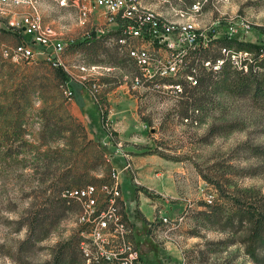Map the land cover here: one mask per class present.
Masks as SVG:
<instances>
[{"label": "rangeland", "instance_id": "rangeland-1", "mask_svg": "<svg viewBox=\"0 0 264 264\" xmlns=\"http://www.w3.org/2000/svg\"><path fill=\"white\" fill-rule=\"evenodd\" d=\"M198 2L203 11L196 17L189 9ZM145 3L165 17L180 21L194 17L207 39L226 37L228 22L240 41L264 46V0ZM44 4L42 9L39 6L42 17L53 20L48 1ZM57 18L60 24L67 19ZM30 41L26 33L0 25V264H54L61 245L74 237L80 243L85 241L90 227L80 221L82 208L78 204L27 253L18 250L27 237L18 221L30 209L48 203L52 184L62 189L101 185L113 169L122 171L124 162L122 166L120 159L126 155L135 160L137 156L152 158V173L171 177L177 187L176 194L170 196L173 204L181 209L194 204L186 228L175 233L167 246L152 232L156 213L149 231L136 239L145 264H264V233L255 229L247 213L254 207L264 214V60L256 64L257 74L251 77L248 95L240 96L233 90V79L216 77L210 101L199 107V124L191 126L183 122L181 99L162 95L153 86L135 92L132 81L137 69L98 50L91 55L73 52L62 57V70L76 77L80 74L72 70L82 64L111 69L90 82L72 83L74 97L68 99L41 56L32 64L14 63L3 56L6 47ZM230 49L256 51L253 46L233 45ZM237 73L241 72L234 68L230 75L236 80L244 73L250 75ZM94 83L100 85L99 103L92 99L90 86ZM122 85L137 100L134 122L116 120L109 113L120 107V95L112 101L106 96ZM123 104L132 107L131 103ZM122 120L132 126L126 135L125 127H119ZM127 141L141 144L137 147L142 150H122ZM133 165L138 174L137 165ZM132 179V174L124 171L119 182L122 195L124 190L125 198L136 205L138 188ZM212 194L216 202L206 207L203 200ZM137 223L143 225L144 219ZM73 264L88 263L80 255Z\"/></svg>", "mask_w": 264, "mask_h": 264}, {"label": "built area", "instance_id": "built-area-1", "mask_svg": "<svg viewBox=\"0 0 264 264\" xmlns=\"http://www.w3.org/2000/svg\"><path fill=\"white\" fill-rule=\"evenodd\" d=\"M43 0H0V25L5 28L26 33L30 42H22L13 47H6L3 56L14 63L23 62L32 64L37 55L47 60L56 68H65L62 57L66 43L61 40L56 30L43 21L40 4ZM70 0H58L60 6H67ZM93 7L80 5V23L85 26L94 8L103 10L106 22L117 25L119 39L117 42L129 61L137 69L132 81V90H148L150 86L157 89L162 95L180 99L184 88L181 83L160 84L157 80L169 78L175 81H187L191 86L198 83L195 70L188 69V57L196 48L208 44L213 38L207 39L200 31L194 17L185 20H176L165 17L157 11L147 7L145 0H93ZM26 7L28 12L18 9ZM203 11L200 2L189 9L193 16H199ZM187 15V13H186ZM184 18V15L181 16ZM226 28V36L231 39H240L231 23ZM38 47L41 50H38ZM224 58L215 64L205 63L207 69L221 70L226 59L239 70L247 72L249 63L253 62L252 54L246 51H232L223 49ZM80 74L79 80L73 72H69L72 82L84 84L93 77H103L111 69L99 66L78 65L73 68ZM92 99L99 103L101 100L100 85L90 86ZM64 95L68 99L74 97L72 88L67 87ZM198 113V111H197ZM185 124L198 125V121L184 118ZM122 171L113 170V182L101 187L89 185L83 189H74L68 196L76 200L82 208L80 221L90 227L86 240L81 249L88 264H145L140 254L138 244L134 239V231L130 223L121 215V203L124 204L120 174L124 171L132 174L133 184L138 189L143 185L135 172L131 158L124 156ZM204 201L212 204L213 195L207 196ZM174 208L170 212L164 208ZM193 207L188 204L178 209L173 204V197L161 196L157 206L155 221L151 224L152 232L160 242L167 246L175 233L178 234ZM84 235V234H83ZM177 236V235H176ZM175 236V237H176Z\"/></svg>", "mask_w": 264, "mask_h": 264}, {"label": "trees", "instance_id": "trees-1", "mask_svg": "<svg viewBox=\"0 0 264 264\" xmlns=\"http://www.w3.org/2000/svg\"><path fill=\"white\" fill-rule=\"evenodd\" d=\"M119 34L113 37L107 36L98 39H94L93 41L84 40L77 43L66 44V48L64 51V55L66 53L80 52L91 55L96 50L102 51L106 56L114 59V61L122 62V64L128 63L134 66L131 61L127 58L125 53H121V46L114 42H111L112 39L118 40ZM211 36V35H210ZM208 47H200L193 50L188 57V69L195 70L197 75L198 83L196 86H191L187 81H175L169 78L158 79L157 81L160 84H174L181 83L184 88V92L181 96L182 104V114L185 115L184 118H191L192 121H198L199 124V107L207 106L208 101H210V93L212 91V87L214 85V79L223 78L225 76L226 79H233L232 88L235 92H238L240 96L248 95L252 91V78L257 74L256 64L258 61L264 60V46H254L250 43H246L245 41H240L239 39H231L228 36L223 39L210 41ZM19 44V43H18ZM236 45L239 48L243 47H252L256 49L255 53L252 54L253 62L249 63V74L244 75V70H239L242 74L239 80H236V77H231L230 73L234 67L231 65L229 59H226L224 66L221 70H214L213 67L207 69L205 63L210 62L211 64H215L217 60L224 58L221 50L227 49L231 50L230 47ZM233 51V50H232ZM247 52V51H246ZM45 64L51 67L52 74L57 79L58 87L61 89L62 93L67 87L72 88V82L70 79V75L62 70V68H56L52 65L51 62L47 60H43ZM90 66V65H89ZM93 66V65H92ZM135 67V66H134ZM137 74V73H136ZM135 74V75H136ZM237 73V75H239ZM244 75V76H243ZM198 111V113H197ZM183 118V119H184ZM193 126V124H191ZM220 130V129H219ZM215 130L211 129L210 134H213ZM114 170V169H113ZM113 170L109 176V179L106 183L101 185L90 184L94 186L101 187L103 185H109L113 182L112 174ZM209 180V179H206ZM77 184V183H76ZM81 185V184H80ZM89 185L84 187H76L71 188L72 185H68V187L62 189L57 184H52L51 187L53 189V195L48 200L47 204H43L39 208H32L30 211L24 216L20 221H18L19 229H26L27 237L25 240L21 242L19 245V252H30L35 246L46 239L56 228V226L66 217V215L73 211L75 205H79V203L70 198L68 193L74 189H83ZM213 195V194H212ZM214 197V196H213ZM206 207H212L216 198H213L212 204H207L203 200ZM194 205V204H193ZM194 206L189 210L188 217L186 218L181 231L186 228V223L191 217V213H193ZM247 213L254 220L255 229L258 232L264 233V214L260 212L254 207H250L247 209ZM121 215L125 219L124 215V204L121 203ZM86 226V224H83ZM88 226V225H87ZM90 231V230H89ZM180 231V232H181ZM78 239L75 237L63 245H61L56 251V255L54 257V264H73L77 260H79L80 255L84 258V254L81 249V244ZM79 244V245H78ZM79 247V251L77 249ZM80 253V254H79ZM85 259V258H84ZM186 264V263H184Z\"/></svg>", "mask_w": 264, "mask_h": 264}, {"label": "crops", "instance_id": "crops-1", "mask_svg": "<svg viewBox=\"0 0 264 264\" xmlns=\"http://www.w3.org/2000/svg\"><path fill=\"white\" fill-rule=\"evenodd\" d=\"M48 4L53 12L54 19L46 20L45 15H43V21L47 25H51L57 32L59 38L63 40L66 44L77 43L80 41L89 40L93 41L94 39L102 37H113L118 35L119 28L117 25H111L106 22V17L103 14V10L100 8H94L88 22L85 26L80 23V5H86L93 7V0H70L67 6H60L58 0H47ZM45 0L41 3V9L44 7ZM20 12L26 13L27 9L22 7L18 9ZM43 14V12H42ZM57 17L67 18L64 19V24L57 22ZM119 93L120 100H117L121 103L119 108L115 107L110 109L109 113H113L116 120L120 119H129L130 122L135 121V117L138 115V110L135 107L137 100L133 96L129 95L126 91V86H119L115 92H109L106 96L109 101L113 100V96L118 97ZM131 103L132 107L127 108L123 104ZM118 105V104H117ZM112 116V117H113ZM123 121V120H122ZM120 122L119 127L124 128V135L128 134V130L132 129V126H127V120ZM122 123L124 124L122 126ZM130 140V139H128ZM121 148L122 150H142L137 146L141 144L135 143L132 141H127V144ZM143 154V153H142ZM141 155V153H140ZM135 166L138 168V178L140 179L143 187L142 189H137L136 198L137 204L131 203L132 199L125 198V192L123 190V200H124V215L125 219L130 223L134 231V239L136 241L138 238H143V232L149 231V225L154 220V216L157 213V206L159 203V198L163 195L173 196L177 192V187L173 184V180L169 176L162 177L159 173L153 174L152 168L150 167L154 160L152 158H140V156L131 157ZM124 157L120 159V164L123 166ZM119 171V169H114ZM129 184L130 180H129ZM131 186V185H130ZM145 207V208H144ZM176 208L181 209L177 205ZM174 209V208H171ZM171 209L167 208V212H170ZM146 210V211H145ZM144 219V224L141 225L137 222ZM149 223V224H148ZM138 242V241H137Z\"/></svg>", "mask_w": 264, "mask_h": 264}]
</instances>
